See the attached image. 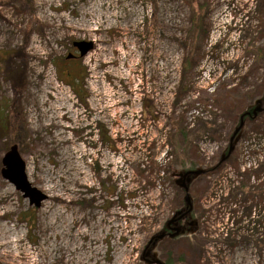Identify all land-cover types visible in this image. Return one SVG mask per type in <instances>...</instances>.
Instances as JSON below:
<instances>
[{
    "label": "rangeland",
    "instance_id": "1",
    "mask_svg": "<svg viewBox=\"0 0 264 264\" xmlns=\"http://www.w3.org/2000/svg\"><path fill=\"white\" fill-rule=\"evenodd\" d=\"M196 3L209 32L185 72L188 0H0V57L25 65L14 89L0 62V170L16 144L47 196L30 205L0 173V264H150L141 251L189 163L205 170L188 184L198 241L162 242L157 257L264 264V111L236 120L264 84V0ZM74 40L94 43L76 63Z\"/></svg>",
    "mask_w": 264,
    "mask_h": 264
},
{
    "label": "trees",
    "instance_id": "2",
    "mask_svg": "<svg viewBox=\"0 0 264 264\" xmlns=\"http://www.w3.org/2000/svg\"><path fill=\"white\" fill-rule=\"evenodd\" d=\"M188 3L192 7L191 19H190L191 20L190 37L192 38L193 46L191 48V51L188 53L189 55L184 59V62H183V65H182L183 70L185 72L192 67L191 64H192V61L194 59L193 52H194V49L198 45L199 37H201V36L207 37L208 32H209V27L207 26V24H205V20H204L203 13H202L203 6L201 4L196 3V0H188ZM17 53L18 52H16V51L9 52L7 54V56L0 57V62L3 63V72H4V75H5L6 80H8L11 83V85L13 86L14 89H21L23 87V85H25V79H24L25 78V74H24L25 65L23 66V64H19V63H15L14 62L15 61L14 58L19 55ZM19 57H21V56L19 55ZM78 82L80 84L83 83L80 80H78ZM75 86L76 85H73L72 87L75 88ZM77 86H79V85H77ZM260 91H261L260 92L261 94H260L259 97H262V95L264 94V84L260 88ZM74 92L76 93V95H78V97L79 96H82L81 95V92H82L81 87H79V90L78 89L77 90L75 89ZM144 108H145V110H144L145 113L152 114L154 112V115L156 114L155 111L151 109V106L148 105V107H147L145 105ZM3 109H4L3 112L6 115V112H8V109H6V108H3ZM252 109H253V104L250 105V106H248L246 109L240 110L238 112V115H237V118H236L237 124L240 123V120H241L240 117L243 114V112L245 110H248L251 113V110ZM263 111L258 112L257 115L255 117H253V118L250 115L244 114L243 115V120L252 121L258 115H260ZM155 117L156 116H154V118ZM3 120H5V119H3ZM99 128H100V125H99ZM99 128L96 129V132H99V134L101 136V140H104L105 142H110L111 139H110V136L107 135V132L104 131V130H102L100 132ZM176 133H177V135L179 137H181L182 132L180 131V129H177L176 130ZM185 161H187V160L184 159L183 157L180 158V163L182 164V167H184V165H185L184 162ZM151 163L153 164V166L156 165V167H160V166H158V164H155L154 161H151ZM187 165H189L188 166V169H191V168L195 169L193 167V165H191V163H189ZM184 168H187V166H185ZM251 172H254L253 169H249L248 168V169L245 170V174L246 175H249ZM198 233H199L198 230H195L194 232L188 231L183 236H181L182 238H179V239H181V241L182 240L183 241L184 240H186V241H189V240L198 241L197 240ZM188 257H191L190 251L187 250V248L186 249H181V253L178 256L177 261L178 262H181V260L183 258L187 259ZM166 262H167V264H173L172 253L169 252ZM139 264H142V261ZM192 264H199V258L195 256L194 257V260L192 261Z\"/></svg>",
    "mask_w": 264,
    "mask_h": 264
},
{
    "label": "water",
    "instance_id": "3",
    "mask_svg": "<svg viewBox=\"0 0 264 264\" xmlns=\"http://www.w3.org/2000/svg\"><path fill=\"white\" fill-rule=\"evenodd\" d=\"M75 46L79 49V54L85 55L92 47L91 41H74L73 43ZM264 110V94L262 97L257 98L253 103V109L251 110V113L248 110H245L243 114L240 117V123L239 127H241L243 120V115H250L252 118L257 115L258 112H261ZM1 176L13 184L16 190L20 191L22 196L24 198L28 199V202L30 205H33L35 207H39L41 202L47 198L46 194L43 193L41 190L36 188L34 185L31 184V182L27 178V174L25 171V161L21 157L18 147L16 144H12L9 146V148L3 153L1 157ZM204 169L201 168H195V169H188L185 171L182 175L185 177V181L187 185H184L185 188V201L188 203V209L189 211L191 209V203H190V195L188 193V184L189 182L196 176H199L204 173ZM181 174H179L180 176ZM181 177V176H180ZM196 221V220H195ZM197 229V227L192 228L189 230L190 232H194ZM161 236V235H160ZM142 259V255L140 257ZM155 262L159 263L158 259H154Z\"/></svg>",
    "mask_w": 264,
    "mask_h": 264
},
{
    "label": "flooded vegetation",
    "instance_id": "4",
    "mask_svg": "<svg viewBox=\"0 0 264 264\" xmlns=\"http://www.w3.org/2000/svg\"><path fill=\"white\" fill-rule=\"evenodd\" d=\"M74 41H79V40H74ZM74 41H72L71 50L66 54L65 59L69 60L70 62L76 63L84 55L81 56L79 54L78 47L73 44ZM93 47H94V43L92 42V47L90 50H92ZM72 83L73 85H79L77 78L75 79V82L72 81ZM101 128H99L100 132L103 130ZM187 170L188 168H184V170L179 171L175 174L176 182L177 184H179L178 188L180 189V192H182V198L180 199L179 203L176 206H174V209L172 210L168 218L165 220V222L162 224L161 228L150 236V238L148 239V241L146 242V244L144 245L141 251L142 260H144V262L146 263L167 264L166 262L167 258L163 257L159 259L156 255L155 251L159 252L158 248L160 244L162 242L164 243L175 242L179 238H182L181 236H183L185 233H187L189 230H191L194 227H197L196 230H198V222L195 221L196 219L194 216V211L196 208L194 206L193 199L190 196V203L192 207L189 211H187L189 205L187 201H185L184 185H187V183L185 181V177H183L182 174ZM179 174H181L180 175L181 177L179 176ZM156 258L159 260V263L154 261V259Z\"/></svg>",
    "mask_w": 264,
    "mask_h": 264
},
{
    "label": "bare ground",
    "instance_id": "5",
    "mask_svg": "<svg viewBox=\"0 0 264 264\" xmlns=\"http://www.w3.org/2000/svg\"><path fill=\"white\" fill-rule=\"evenodd\" d=\"M56 107L58 109H62L63 105H62V100L57 98V100L55 101Z\"/></svg>",
    "mask_w": 264,
    "mask_h": 264
}]
</instances>
